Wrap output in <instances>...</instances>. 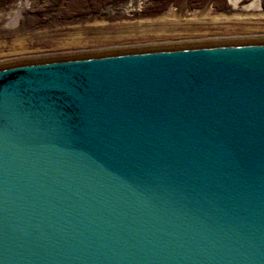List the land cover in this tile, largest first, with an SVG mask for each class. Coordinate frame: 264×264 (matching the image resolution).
Listing matches in <instances>:
<instances>
[{
  "label": "water",
  "instance_id": "water-1",
  "mask_svg": "<svg viewBox=\"0 0 264 264\" xmlns=\"http://www.w3.org/2000/svg\"><path fill=\"white\" fill-rule=\"evenodd\" d=\"M0 264H264V37L1 62Z\"/></svg>",
  "mask_w": 264,
  "mask_h": 264
},
{
  "label": "rangeland",
  "instance_id": "rangeland-1",
  "mask_svg": "<svg viewBox=\"0 0 264 264\" xmlns=\"http://www.w3.org/2000/svg\"><path fill=\"white\" fill-rule=\"evenodd\" d=\"M236 11L228 0H0V63L144 45L264 37L262 30L251 35L227 32L218 21ZM164 18L167 26L161 22Z\"/></svg>",
  "mask_w": 264,
  "mask_h": 264
},
{
  "label": "bare ground",
  "instance_id": "bare-ground-1",
  "mask_svg": "<svg viewBox=\"0 0 264 264\" xmlns=\"http://www.w3.org/2000/svg\"><path fill=\"white\" fill-rule=\"evenodd\" d=\"M228 3L231 5L232 9L237 11L224 20L219 19L218 21L219 23H223V27L227 32L241 30V32L251 35V33H257V30L264 31L263 0H228ZM164 19H162L161 22L167 26V24H169L167 21L168 19ZM203 22L208 21L203 20Z\"/></svg>",
  "mask_w": 264,
  "mask_h": 264
}]
</instances>
